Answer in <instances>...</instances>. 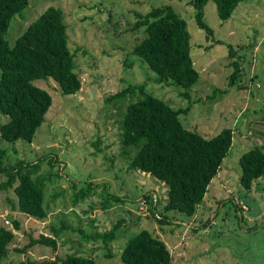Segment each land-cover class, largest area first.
<instances>
[{"label":"rangeland","instance_id":"374dc122","mask_svg":"<svg viewBox=\"0 0 264 264\" xmlns=\"http://www.w3.org/2000/svg\"><path fill=\"white\" fill-rule=\"evenodd\" d=\"M52 6L64 12L82 87L77 94L65 96L53 79L35 81L53 99L45 124L33 143H2L8 150L7 163L41 159L39 175L51 181L45 186L49 215L43 220L18 212L13 190L0 191V227L14 230V221L20 222L0 264H29L72 254L91 257L98 264H124L121 254L127 242L144 230L167 244L172 264H264V177L246 190L240 183L239 163L250 149H264V0L241 3L227 21L219 19L217 5L209 2L204 13L214 31L210 37L197 25L189 0H31L23 17L17 16L9 28L10 43ZM162 6H172L188 24L192 58L201 75L189 91L190 99L182 87L160 82L149 65L132 53L146 36L144 30H135L138 14ZM230 47L236 59L241 58V83L247 85L243 89L230 85L234 73ZM135 85H145L148 94L176 110L189 108L180 117L184 127L206 139L225 128L234 131L233 147L220 174L191 218L166 211V185L130 168L135 152L125 154L121 143L122 115L129 101L108 100ZM0 120L7 118L0 114ZM52 158H58L55 168L48 164ZM58 173L60 177L55 176ZM106 186L111 195L126 202L103 209ZM78 191L90 196L74 205ZM6 212L10 225L3 218ZM155 214L166 215L171 222L161 224ZM119 221L123 223L109 246L86 239L110 231ZM62 227L58 250L36 245L27 253L18 252L32 238L52 236L53 228Z\"/></svg>","mask_w":264,"mask_h":264},{"label":"trees","instance_id":"16d2710c","mask_svg":"<svg viewBox=\"0 0 264 264\" xmlns=\"http://www.w3.org/2000/svg\"><path fill=\"white\" fill-rule=\"evenodd\" d=\"M173 1V0H170ZM248 0H189L195 10L199 28L213 36V29L205 21L204 9L209 2L217 5L218 17L222 21L231 19L236 8ZM31 0H0V114L7 118L0 120V191L13 190L18 198L16 210L22 214L43 220L48 217L45 208V186L51 178L40 176L42 160L35 163L18 161L7 163L8 150L3 142L15 144L18 141L33 143L38 130L45 124L46 115L52 107L49 92L35 85V81L53 79L63 95H75L82 87L75 72L76 63L69 47L68 26L60 8L49 7L42 13L14 43L8 40L13 20L23 17ZM135 30L146 33L132 53L143 59L156 73L159 81L182 87L184 95L191 98L190 90L200 80L192 58L191 34L188 24L172 6L153 8L146 15L138 14ZM230 47L229 56L234 73L230 85H243L241 58L236 59ZM117 103L129 101L122 115L121 143L125 154L135 152L130 168L148 173L163 182L167 189L166 211H175L191 218L203 203L209 186L218 176L222 164L234 143V131L225 128L211 139L197 131L184 127L180 117L188 109H174L165 101L146 92L145 85L129 86L108 101ZM242 175L240 183L251 190L255 182L264 177V149L255 147L244 153L239 160ZM48 164L55 168L58 158ZM62 166L61 163L59 165ZM55 176L60 177V174ZM106 186L102 190L105 198L103 209L112 203H124L125 198L111 195ZM93 194V193H92ZM90 193L78 191L74 205L86 199ZM149 199L148 195L144 196ZM161 224H169L168 216L155 214ZM119 221L110 231L96 233L86 239L101 240L107 247L116 240ZM14 230L20 229V222L14 221ZM14 230L0 227V263L7 257L9 247L15 238ZM63 227L52 229L53 235H41L31 239L19 253H27L36 245L58 250V237ZM90 237V238H89ZM108 258L113 257L109 250ZM124 264H172V255L167 244L147 230L132 237L121 254ZM26 264V263H22ZM29 264H98L95 259L72 254L65 259L30 262Z\"/></svg>","mask_w":264,"mask_h":264},{"label":"built area","instance_id":"2783aa9c","mask_svg":"<svg viewBox=\"0 0 264 264\" xmlns=\"http://www.w3.org/2000/svg\"><path fill=\"white\" fill-rule=\"evenodd\" d=\"M8 217H9V212H6V213L3 215V218H5V220H6V225H10V221L8 220Z\"/></svg>","mask_w":264,"mask_h":264},{"label":"crops","instance_id":"0c3cea01","mask_svg":"<svg viewBox=\"0 0 264 264\" xmlns=\"http://www.w3.org/2000/svg\"><path fill=\"white\" fill-rule=\"evenodd\" d=\"M220 174V173H219ZM216 179V178H215ZM215 179L213 180V182L215 181Z\"/></svg>","mask_w":264,"mask_h":264}]
</instances>
